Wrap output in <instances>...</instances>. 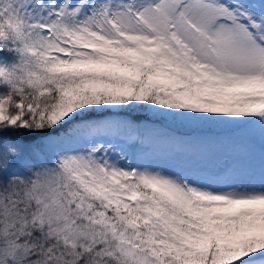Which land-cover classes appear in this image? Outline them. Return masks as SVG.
Masks as SVG:
<instances>
[{
    "label": "snow or ice",
    "instance_id": "snow-or-ice-1",
    "mask_svg": "<svg viewBox=\"0 0 264 264\" xmlns=\"http://www.w3.org/2000/svg\"><path fill=\"white\" fill-rule=\"evenodd\" d=\"M0 264H264V0H0Z\"/></svg>",
    "mask_w": 264,
    "mask_h": 264
}]
</instances>
